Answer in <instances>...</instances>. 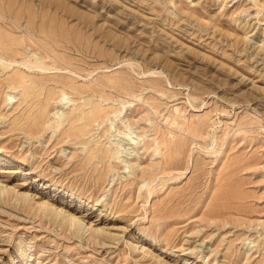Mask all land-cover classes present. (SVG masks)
I'll list each match as a JSON object with an SVG mask.
<instances>
[{
	"label": "rangeland",
	"instance_id": "1",
	"mask_svg": "<svg viewBox=\"0 0 264 264\" xmlns=\"http://www.w3.org/2000/svg\"><path fill=\"white\" fill-rule=\"evenodd\" d=\"M3 189L0 264H264V0H0Z\"/></svg>",
	"mask_w": 264,
	"mask_h": 264
},
{
	"label": "bare ground",
	"instance_id": "2",
	"mask_svg": "<svg viewBox=\"0 0 264 264\" xmlns=\"http://www.w3.org/2000/svg\"><path fill=\"white\" fill-rule=\"evenodd\" d=\"M64 30L62 29V31L61 30H59V29H53V32L55 33V34H57V36L59 35V36H65L66 35V33H64L63 32ZM58 36V37H59ZM67 38V37H66ZM259 47H262V46H259ZM151 191V190H150ZM4 192H6V190L4 191V189L3 190H0V194H3ZM150 194V193H149ZM25 197H27V196H25ZM27 199V198H26ZM24 201L25 199H21V201ZM24 203V202H23ZM26 203V202H25ZM43 204V203H42ZM45 207H47V208H49V207H52V205H50V204H48V203H44L43 204ZM51 209V208H50ZM53 209V208H52ZM41 210V209H40ZM54 211L55 212H53V214L55 213L56 214V217H58L59 215H61V217H63V219L61 220L60 219V217H59V219H57L58 220V222H60V221H67V224H64V225H70V227H72L73 228V230L70 232V234L71 233H73V231L75 230V231H77V233H75V234H78V232H80V226L82 225V220H80L78 217H76L74 214H70V213H66L62 208H54ZM53 214H51V215H53ZM50 215V214H49ZM51 215L49 216V217H51ZM64 215V216H63ZM54 216V215H53ZM51 218H53V217H51ZM54 219V218H53ZM64 221V222H65ZM62 224V223H61ZM76 236V235H75Z\"/></svg>",
	"mask_w": 264,
	"mask_h": 264
}]
</instances>
